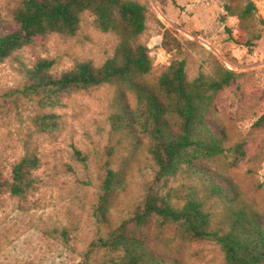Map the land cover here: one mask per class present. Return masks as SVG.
I'll list each match as a JSON object with an SVG mask.
<instances>
[{
    "label": "trees",
    "instance_id": "trees-1",
    "mask_svg": "<svg viewBox=\"0 0 264 264\" xmlns=\"http://www.w3.org/2000/svg\"><path fill=\"white\" fill-rule=\"evenodd\" d=\"M225 7L245 31L242 24L255 4L248 2L239 11ZM85 13L98 30L116 36L112 55L100 65L83 60L60 72H53L52 60L38 59L24 67L19 92L42 110L34 117L37 128L54 131L59 122L52 110L62 97L103 85L113 88L109 143L92 207L99 223H110L111 209L143 149L152 179L131 216L92 242L79 264H93L99 251L110 264H183L184 243L199 241L216 244L222 264H264V214L221 166L224 161L234 167L245 154L244 141L227 145L216 113L218 97L237 79L235 72L211 59L207 69L189 77L185 61L173 60L151 81L153 61L139 40L147 11L135 0H20L9 19L0 13V63L38 37L75 36ZM257 38L247 34L243 44L251 47ZM162 45L170 51L178 42L166 32ZM74 156L85 160L78 149ZM38 165V157L27 154L13 164L9 178L0 172V196L25 198L36 183L32 171ZM167 229L171 237L165 236Z\"/></svg>",
    "mask_w": 264,
    "mask_h": 264
},
{
    "label": "rangeland",
    "instance_id": "rangeland-1",
    "mask_svg": "<svg viewBox=\"0 0 264 264\" xmlns=\"http://www.w3.org/2000/svg\"><path fill=\"white\" fill-rule=\"evenodd\" d=\"M20 0H0V13L10 18ZM147 11L146 30L139 40L149 50L154 81L173 60H184L189 77L208 60L215 59L238 77L224 89L216 113L227 134V145L244 141L245 154L227 174L244 198L264 214V0H135ZM253 2L256 10L243 22L230 15ZM168 32L178 46L162 45ZM247 34L257 35L251 47ZM116 36L98 30L89 13L82 16L73 37L51 34L38 37L0 63V172L9 178L11 168L27 154L39 159L32 171L34 187L25 198L0 196V264H79L92 242L106 236L110 227L131 216L152 179V164L145 149L132 164L127 184L111 209L110 223L92 215L103 175L105 148L109 143L108 85L77 91L61 98L52 110L58 115L54 131H40L34 117L42 110L23 96V69L38 59L53 61V72L67 70L78 61L100 65L112 55ZM74 149L85 160L74 156ZM178 181L172 183L178 185ZM167 229L166 237H171ZM99 251L93 264H110ZM183 264H222L218 246L207 241L187 242Z\"/></svg>",
    "mask_w": 264,
    "mask_h": 264
}]
</instances>
